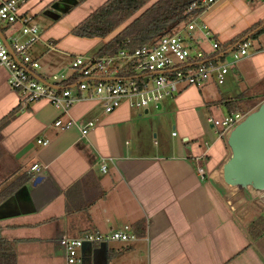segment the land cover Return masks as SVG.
<instances>
[{"label":"crops","instance_id":"1","mask_svg":"<svg viewBox=\"0 0 264 264\" xmlns=\"http://www.w3.org/2000/svg\"><path fill=\"white\" fill-rule=\"evenodd\" d=\"M72 1L28 0L20 8L32 24L41 22L36 24L39 37L28 46L39 63L26 65L35 78L68 79L75 73L73 61L83 57L88 62L109 41L72 33L108 0H87L76 7ZM156 1L148 0L147 6ZM262 19L264 0H218L198 23L223 45ZM22 27L21 20L0 21V34L12 49L15 41L24 43L17 35ZM202 31H194L189 43L193 53L201 49L211 54L212 43ZM253 41L223 84L214 80L189 86L154 107L137 108L125 100L112 112L104 109L101 99L87 96L67 113L45 99L22 103L21 94L9 86L8 69L0 66V120L19 108L1 130L0 186L24 173L33 175L0 210L2 235L14 243L18 264L20 246L26 258L46 249L45 264H54L49 244L62 246L63 237L110 233L127 225L135 239L92 244L83 264H264V235L254 239L249 233L260 219L264 227V195L246 203L241 197L254 189L226 188L221 168L231 149L209 122L210 117L230 113L224 103L229 99L246 91L264 95V34ZM14 56L23 65L21 56ZM217 56L220 61L231 58L225 51ZM74 94H79L77 87ZM60 118L94 121L95 127L83 135L77 126H56ZM39 137L50 143L39 144ZM34 164L46 167V173L32 172ZM38 175L44 180L34 185ZM139 222L143 232L135 227ZM44 241L46 246L38 245Z\"/></svg>","mask_w":264,"mask_h":264},{"label":"built area","instance_id":"2","mask_svg":"<svg viewBox=\"0 0 264 264\" xmlns=\"http://www.w3.org/2000/svg\"><path fill=\"white\" fill-rule=\"evenodd\" d=\"M28 0H5L0 3V20L7 23L23 21L24 34L31 36L26 43H13V51L21 56L23 65L9 51L8 46L0 39V66L9 71L8 83L11 89L21 94L22 103H29L36 100H48L57 110L67 113L73 105L82 97L98 98L103 101L104 109L112 112L117 109L125 100L137 108H147L150 104L158 106L165 97H171L189 86H202L210 81L223 84L226 81L232 66L248 55L249 49L253 47L254 41L244 39L230 50L225 51L230 55L229 61H220L217 53L222 44L215 37L214 33L206 29L205 25L199 24V17L179 27L174 33L162 36L155 43H146L136 49L133 53L126 50L121 51L117 57H105L92 65L90 59L79 57L72 62V68L83 73L82 79L74 85L62 84V78L55 75L52 85L43 83L32 76L26 65L39 67V63L33 61L28 53V46L35 41L40 34V28L32 24V19L20 14L21 6ZM218 0H199L190 9L209 8ZM259 2L261 0H253ZM200 29L206 39L212 43L213 53L207 54L198 49L193 53L189 40L191 34ZM136 59L137 76L120 78L117 76L120 68L116 66L117 61L124 63ZM194 65V66H192ZM114 69V71H112ZM115 76L118 80L104 81L102 78ZM148 77V79H145ZM153 82V84H151ZM77 87L79 94H74ZM83 94V95H82ZM246 113L231 112L220 118H209V122L220 130V135L228 138L230 131L240 123ZM55 125L62 129H69L77 126L83 135L89 133L95 127L94 121H77L69 119L63 121L58 119ZM37 142L48 145L50 141L44 138H37ZM102 170H107V164H102ZM32 172L46 173V167L34 164ZM203 177L205 171L199 168ZM264 195L263 191H256ZM136 238L133 228L130 225L122 229L112 230L110 233L87 231L80 237H63L60 244L66 251L67 264H82V248L85 242L102 244L110 241H131Z\"/></svg>","mask_w":264,"mask_h":264},{"label":"trees","instance_id":"3","mask_svg":"<svg viewBox=\"0 0 264 264\" xmlns=\"http://www.w3.org/2000/svg\"><path fill=\"white\" fill-rule=\"evenodd\" d=\"M87 0H77L80 6ZM199 0H157L147 6L148 0H108L101 7L92 12L72 31L78 37L84 38H109L94 53L90 59L92 65L105 57H117L121 51L133 53L136 49L146 43H155L162 36L174 33L176 29L201 16L205 11L203 8L190 9ZM147 6V7H146ZM264 19L255 23L246 31L234 39L224 43L219 52L226 51L241 42L243 37L250 35L252 40H258L264 34ZM254 32V33H253ZM117 61L116 66L120 68L117 76L128 78L137 76V61L133 59L122 64ZM194 66V65H192ZM114 71V69H112ZM83 73L75 70V73L68 79L62 81L65 85H74L80 81ZM264 101V95L257 97L246 91L240 96L225 101V105L231 112L248 113L254 109V100ZM221 103V102H214ZM19 108H14L8 115L0 120V140L2 127L16 114ZM32 173H24L12 182L0 186V204L9 196L24 186L31 178ZM3 186V187H2ZM262 220L254 222L249 228V233L254 239L264 235V227L261 228ZM143 232V222L135 225ZM0 264H18V254L12 241L4 238L0 226Z\"/></svg>","mask_w":264,"mask_h":264},{"label":"water","instance_id":"4","mask_svg":"<svg viewBox=\"0 0 264 264\" xmlns=\"http://www.w3.org/2000/svg\"><path fill=\"white\" fill-rule=\"evenodd\" d=\"M73 6L77 0L72 1ZM70 9V8H69ZM67 9V10H69ZM66 10V11H67ZM264 24L261 26L263 27ZM250 36L246 37L249 38ZM245 38V39H246ZM0 39L8 45L9 51L13 54L10 41L0 34ZM14 55V54H13ZM38 79V78H37ZM145 79H148L146 77ZM39 81L51 84V80ZM102 80H118L117 77L102 78ZM227 143L231 149V155L227 158L221 168V177L224 185L229 190L235 189H254L256 191L264 190V101L259 107L238 123L229 133ZM44 177L38 175L35 177L34 185L41 183ZM20 192V191H19ZM17 194L5 201L0 206V210L5 208ZM107 242L101 246L107 245ZM92 246V243L85 242L82 248L83 263L86 251ZM82 263V264H83Z\"/></svg>","mask_w":264,"mask_h":264},{"label":"rangeland","instance_id":"5","mask_svg":"<svg viewBox=\"0 0 264 264\" xmlns=\"http://www.w3.org/2000/svg\"><path fill=\"white\" fill-rule=\"evenodd\" d=\"M0 21L4 22L2 20H0ZM34 23H36V24L38 23L39 25L41 24V22H39V21H35ZM17 35L20 38V40L22 42H24V43H26L27 41L31 40V36L30 35H24L23 27H22V30L17 32ZM189 44H191V41H190ZM151 84H153V82ZM167 98L168 97H165L162 101H166ZM254 102H255L254 109H252V111L259 107V105L262 103V98L261 99H256V100H254ZM154 105L155 104H153V103L151 104V106H153V107H154ZM252 111H250V112H252ZM250 112H248L246 114H249ZM206 114L210 116L211 115L210 110L207 109L206 110ZM228 114H229V112L226 113V115H228ZM213 118H216V117H213ZM238 193H240V192H238ZM254 195H257L255 190H252V191L248 190V192L245 193V197H241V199L245 200V202L248 203L249 199L250 198L252 199L254 197ZM55 226H57V224H55ZM38 245L46 246L47 242L46 241L40 242V244H38ZM21 247L22 246H20V249H19V259H20L19 262H20V264H45L44 260H46V255H45V250L46 249L43 250V248H42V250H43L42 253H38L35 256L32 255V257L31 256H27V258H26V256L22 254ZM49 248H51L50 249L51 250V256H53L54 264H67V262H66L67 260H65V250H64L63 246H60L58 244H54V245L49 244ZM32 258L34 259L33 261H31Z\"/></svg>","mask_w":264,"mask_h":264}]
</instances>
